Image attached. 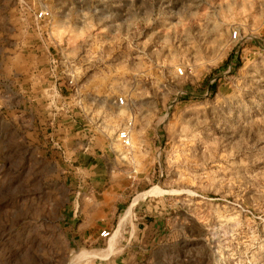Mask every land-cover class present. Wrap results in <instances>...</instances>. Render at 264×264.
Segmentation results:
<instances>
[{
  "label": "rangeland",
  "instance_id": "rangeland-1",
  "mask_svg": "<svg viewBox=\"0 0 264 264\" xmlns=\"http://www.w3.org/2000/svg\"><path fill=\"white\" fill-rule=\"evenodd\" d=\"M44 1L54 19L39 31L0 0V101L20 120L0 109V264H264V0ZM41 34L48 84L31 107L9 98L5 68ZM55 115L145 183L108 238H80Z\"/></svg>",
  "mask_w": 264,
  "mask_h": 264
},
{
  "label": "crops",
  "instance_id": "crops-1",
  "mask_svg": "<svg viewBox=\"0 0 264 264\" xmlns=\"http://www.w3.org/2000/svg\"><path fill=\"white\" fill-rule=\"evenodd\" d=\"M45 43V39L34 35L31 40L22 42V46L18 44L14 53L8 57L5 73L9 81H13L16 86L11 90L9 97L13 102L22 99L32 107L33 101L42 100L34 93L39 91L41 95L42 87L48 84L49 55ZM29 89L33 91L27 96L26 90ZM3 108L12 113L11 125L16 129L19 128L20 120L15 115L17 113L13 111L14 108L1 100L0 109ZM55 117L56 115L54 116L56 125L53 124L56 128L55 135L63 143L62 147L71 157V167L77 173L74 179L75 184L78 185L73 205L74 223L82 240L96 242L100 240L102 232H112L120 226L117 219L120 210L131 202L138 193L137 190L145 183L131 181L127 171L117 168V162L111 160L110 145L103 142L96 132L95 135L90 136L87 143L81 140V137H86V133L81 134L78 120L71 119L70 124L67 125L68 116ZM48 122L49 118L46 116L41 120V132L48 131ZM29 124L28 135H32V132L35 133L38 129H33L32 120ZM93 234H96L95 238Z\"/></svg>",
  "mask_w": 264,
  "mask_h": 264
},
{
  "label": "built area",
  "instance_id": "built-area-1",
  "mask_svg": "<svg viewBox=\"0 0 264 264\" xmlns=\"http://www.w3.org/2000/svg\"><path fill=\"white\" fill-rule=\"evenodd\" d=\"M20 10L22 12V21L35 26L39 29L42 25H46L47 23H51L54 19L53 11L49 4H47L44 0H16ZM40 31V29H39ZM42 37V34L40 35ZM236 37V35H235ZM182 74V71H180ZM119 103L121 105L125 104V100L123 98L119 99ZM133 122L130 121L127 125L119 131L117 140L121 144V146L125 149H130L132 147L133 142ZM133 173H136L134 171ZM111 233L104 231L101 236L103 238L110 237Z\"/></svg>",
  "mask_w": 264,
  "mask_h": 264
},
{
  "label": "bare ground",
  "instance_id": "bare-ground-1",
  "mask_svg": "<svg viewBox=\"0 0 264 264\" xmlns=\"http://www.w3.org/2000/svg\"><path fill=\"white\" fill-rule=\"evenodd\" d=\"M162 193H163V191L160 190L159 188H157V189H153V190H151V191H149V192L143 194L142 196H139L138 198H136V200H135L133 206L137 205L141 200H144V199H146V198L149 197V196L160 195V194H162ZM130 213H131V209H130V210L128 211V213L126 214V216H125L126 218H125V219H127V218L129 217ZM112 239H113V238H112ZM112 239H111V240H112ZM112 252H113V245H112L111 248L108 250L106 257H108Z\"/></svg>",
  "mask_w": 264,
  "mask_h": 264
}]
</instances>
